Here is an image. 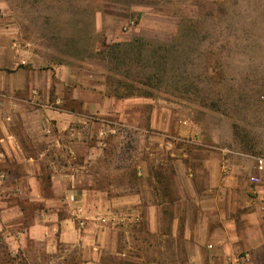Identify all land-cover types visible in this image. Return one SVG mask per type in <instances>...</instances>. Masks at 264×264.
<instances>
[{"label":"rangeland","instance_id":"obj_1","mask_svg":"<svg viewBox=\"0 0 264 264\" xmlns=\"http://www.w3.org/2000/svg\"><path fill=\"white\" fill-rule=\"evenodd\" d=\"M133 4L146 5V14L133 13ZM137 36L143 41L132 45L129 58L116 61L102 44ZM128 81L150 95L110 94ZM164 108L170 127L152 126L153 111L160 116ZM0 139H85L93 154L98 139H106L112 163L99 166L109 175L119 171L113 163L120 168L123 159L144 155L149 139H178L176 145L196 158L206 150L227 154V147L264 157V0H0ZM50 151L59 164L69 159L58 147ZM168 153L155 152L152 171L164 196L174 200L188 190ZM80 157L70 162L78 164ZM129 171L130 182H138ZM8 180L14 186L19 178ZM40 184L49 193L46 169ZM18 200L25 211L19 228L29 226L43 205L5 189L0 225L4 206L8 220H18L11 207ZM167 223L170 231L171 219ZM3 232L0 264H81L77 250L64 245L51 254L28 241L13 253ZM244 254L238 251L230 264ZM256 264H264V255Z\"/></svg>","mask_w":264,"mask_h":264},{"label":"crops","instance_id":"obj_2","mask_svg":"<svg viewBox=\"0 0 264 264\" xmlns=\"http://www.w3.org/2000/svg\"><path fill=\"white\" fill-rule=\"evenodd\" d=\"M146 8L133 4L131 11L145 15ZM98 109L103 112L102 106ZM164 110L160 116L158 109L153 111L152 126L170 127L171 114ZM176 126L182 128L178 122ZM176 140L149 139L144 155L123 159L120 168L113 163L119 171L109 175L99 166L111 161L106 139H98L93 148L96 154L88 152L85 139H0V192L12 190L20 197L43 202L29 226L22 228L18 226L25 211L20 200L11 206L18 220H8V208L2 207L0 229L16 248L13 253L23 251L32 241L42 243L51 254L61 245L75 248L81 264H230L244 250L249 254L246 264H256L264 255V171L257 169L264 157L227 147V154L206 150L196 158V153L176 145ZM44 141L46 146L39 149ZM187 141L201 143L200 139ZM55 147L69 157L63 164L51 154ZM77 147L83 152L76 151ZM166 149L175 177L188 190L174 200L164 196L165 188L152 171L155 152ZM77 154L81 162L72 164ZM249 158L257 160L249 164ZM193 160L198 166L191 164ZM130 168L138 182H130ZM45 169L50 182L47 194L40 184ZM247 171L262 177L259 194L250 192ZM12 177L19 181L6 185Z\"/></svg>","mask_w":264,"mask_h":264},{"label":"trees","instance_id":"obj_3","mask_svg":"<svg viewBox=\"0 0 264 264\" xmlns=\"http://www.w3.org/2000/svg\"><path fill=\"white\" fill-rule=\"evenodd\" d=\"M130 40L131 41L126 42L125 44L122 42H118L109 45L106 41H103L102 44L105 48H108V50L106 51L108 56L113 58V61H116L119 58L122 59H124L125 57L129 58L132 45L134 43H141L143 41V39L138 36ZM161 45L162 44H160L159 46ZM110 94L118 98H129L134 96H144L145 94H149V93L143 92L138 87H135L133 85V82L128 81V83L120 82L118 87L114 88L113 91L110 90Z\"/></svg>","mask_w":264,"mask_h":264},{"label":"built area","instance_id":"obj_4","mask_svg":"<svg viewBox=\"0 0 264 264\" xmlns=\"http://www.w3.org/2000/svg\"><path fill=\"white\" fill-rule=\"evenodd\" d=\"M258 171H264V159H259V163L257 164ZM4 177V175H2ZM250 192L252 194H259V191L257 187L260 186L262 182V177L259 174H254L250 176ZM213 245H209V247H212ZM241 261H239L237 264H246L247 259L249 258V254L245 252V254L241 257Z\"/></svg>","mask_w":264,"mask_h":264}]
</instances>
